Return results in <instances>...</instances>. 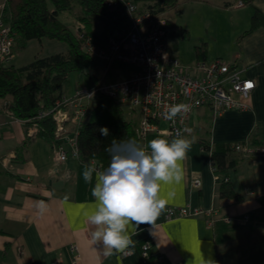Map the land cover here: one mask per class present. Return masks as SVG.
Wrapping results in <instances>:
<instances>
[{
  "label": "crops",
  "instance_id": "0c3cea01",
  "mask_svg": "<svg viewBox=\"0 0 264 264\" xmlns=\"http://www.w3.org/2000/svg\"><path fill=\"white\" fill-rule=\"evenodd\" d=\"M205 1L224 12L248 6L243 8L248 17L242 25L245 28L237 29L238 22L233 24L236 34L231 49L210 52L205 49L204 56L197 59L236 61L243 74L256 83L250 97L251 107L245 111L227 110L215 117L207 107L191 113L189 128L194 129L197 139L187 158L180 162L182 178L178 183L162 184L160 196L166 206L154 226L141 224L136 229L132 255L105 258L99 250L101 246L92 245L90 232L93 229L87 223V215L95 210V198L91 195L95 176L91 184L85 183L84 165L73 156L58 164L55 171L52 144L37 136L36 126L27 127L25 121L7 111L5 102L10 101V96L0 98V264H69L71 244L77 245L82 264H205L209 260L216 264H264V223L253 219L264 213L258 200L264 195V158L229 151L234 165L225 174L242 197H219V182L213 177L208 147L223 142L264 145V23L250 29L254 9L264 14V0H252L251 4L242 6L235 5L237 0ZM138 3L140 8L146 6L144 1ZM79 11V4L73 1L71 9L60 11L57 18L76 33ZM86 28L99 47L105 46L112 32L98 20ZM168 50L174 54L170 48ZM91 56L95 66L89 70L92 76L89 79L92 83L105 80L110 61L99 53ZM111 61L126 71L120 79L127 78L135 69L130 63ZM64 93L67 94L65 89ZM132 115L131 121L136 124L138 116L133 111ZM156 138L171 140L173 137L150 132L136 142L147 146ZM193 171L200 173L198 187L191 184ZM58 178L62 183L54 187L49 181ZM41 200L48 205V210L38 215L35 203ZM181 205L215 209L219 218L247 213L249 220L231 225L217 219L212 226H207L203 216L164 217L167 207ZM146 241L151 244L147 259L141 254V245Z\"/></svg>",
  "mask_w": 264,
  "mask_h": 264
},
{
  "label": "built area",
  "instance_id": "2783aa9c",
  "mask_svg": "<svg viewBox=\"0 0 264 264\" xmlns=\"http://www.w3.org/2000/svg\"><path fill=\"white\" fill-rule=\"evenodd\" d=\"M138 2L141 1L104 0L108 8L122 4L127 14L126 27L114 29L106 38L104 47L93 42L92 36L85 31L83 22L77 24L76 36L84 51L90 55L99 53L107 62L117 60L130 63L135 69L125 79L99 81L90 89L73 95L64 94L55 100L52 107L39 114H49L54 124L51 150L56 164L55 171L58 164L69 156L79 159L78 128L85 116L88 100L97 93L127 105L136 113L138 119L134 125V133L138 141H142L150 132L174 137L177 130L189 128L191 113L200 107H207L213 117L220 116L227 110L245 111L251 107L250 97L256 83L253 78L243 74V69L236 61L227 62L215 58L183 63L167 48V17L163 12H154L148 6L140 8ZM235 5L242 4L237 2ZM14 55L15 33L8 19L7 0H0V65L9 64ZM177 103L190 105V111L178 116L175 121L166 120L163 116L164 107ZM5 105L7 106L6 102ZM229 145L232 151L264 158V145L249 142H231ZM87 163L100 169L94 159ZM212 168L216 182L222 178L228 179L214 166ZM190 180L193 186L198 187L201 183L200 173L193 171ZM189 216H203L207 226H212L217 219L238 224L249 220L247 213L239 217L224 215L219 218L215 209L193 208L188 205L167 207L164 212L166 219ZM150 247L149 241L141 245V254L145 259L149 257ZM70 250L72 258L69 264H82L77 245L71 244Z\"/></svg>",
  "mask_w": 264,
  "mask_h": 264
},
{
  "label": "trees",
  "instance_id": "16d2710c",
  "mask_svg": "<svg viewBox=\"0 0 264 264\" xmlns=\"http://www.w3.org/2000/svg\"><path fill=\"white\" fill-rule=\"evenodd\" d=\"M76 1L80 6L77 19L89 27L95 20L102 21L113 31L126 27L127 14L125 7L118 4L108 8L104 0H7V14L12 30L15 33V45L24 47L31 39H57L66 42L65 52H56L47 56L35 57L29 63L15 66L12 63L0 65V98L10 96L7 109L11 114L25 121L27 127L35 124L36 134L50 144L53 143L54 124L49 114H39L52 107L55 100L62 97L64 83L71 72L92 76L89 70L94 66L92 56L83 50L80 40L57 15L60 11L70 10ZM144 1L154 12H164L175 7L178 0H137ZM242 5L251 4L252 0H237ZM236 2V3H237ZM228 4L229 3H225ZM241 5V6H242ZM264 23V14L254 9L251 28ZM249 29V30H250ZM205 48L198 50L197 57H203ZM134 122L125 118L123 105L104 94L97 93L87 103V110L77 134V148L81 165L94 159L100 169L108 166L110 156L105 148L113 139L132 140L136 142ZM107 127L109 135L102 136L99 129ZM230 142L208 145L212 165L222 175L234 165L229 158ZM211 146V147H210ZM217 193L219 197L240 199L241 194L235 192L229 179L219 181ZM264 208V195L258 198ZM258 223H264V213L253 216ZM236 225L237 223H228Z\"/></svg>",
  "mask_w": 264,
  "mask_h": 264
},
{
  "label": "clouds",
  "instance_id": "9594fccd",
  "mask_svg": "<svg viewBox=\"0 0 264 264\" xmlns=\"http://www.w3.org/2000/svg\"><path fill=\"white\" fill-rule=\"evenodd\" d=\"M189 111L190 105L186 103L171 104L164 107L163 116L175 121ZM99 131L102 136L109 135L107 127ZM196 139L194 129L188 127L177 130L171 140L156 138L147 146L132 140L113 139L105 148L110 156L107 167L98 169L91 163L84 165V182L91 184L95 176L91 190L95 210L87 215V223L93 229L90 241L94 246H101L103 257L133 254L136 229L141 224L155 225L166 206L160 196L161 186L181 180L180 162L187 158ZM35 208L38 215H43L48 205L41 200L35 203ZM205 264L216 262L209 260Z\"/></svg>",
  "mask_w": 264,
  "mask_h": 264
},
{
  "label": "rangeland",
  "instance_id": "374dc122",
  "mask_svg": "<svg viewBox=\"0 0 264 264\" xmlns=\"http://www.w3.org/2000/svg\"><path fill=\"white\" fill-rule=\"evenodd\" d=\"M246 7L248 6L243 8ZM243 8L239 11L229 9L224 12L220 9H214L211 3L206 4L205 0H178L177 6L163 12L168 19L166 44L185 64L196 61L198 50L201 48H205L209 52L217 49H227L228 51L235 42L236 30L235 27L233 28V24L238 22L240 27L238 25L237 29H242L245 28L242 26L244 20H248L244 14L247 10ZM66 50L67 44L62 40L31 39L25 44V47L15 46L16 56L10 63L15 66H22L32 61L36 56H47ZM112 62L110 61L107 65V74L103 81L120 79L126 75V71L121 70L119 64ZM118 69L119 71H117ZM97 82L99 81L92 83V80L84 73L71 72L64 83V89L67 93L65 95L90 89ZM123 111L125 118L129 120L133 118L132 111L127 105H123Z\"/></svg>",
  "mask_w": 264,
  "mask_h": 264
},
{
  "label": "water",
  "instance_id": "95a60500",
  "mask_svg": "<svg viewBox=\"0 0 264 264\" xmlns=\"http://www.w3.org/2000/svg\"><path fill=\"white\" fill-rule=\"evenodd\" d=\"M49 182L55 187V186L61 184V183H62V180L58 178V179H55L54 181H52V180L50 179Z\"/></svg>",
  "mask_w": 264,
  "mask_h": 264
},
{
  "label": "snow or ice",
  "instance_id": "6c2138e0",
  "mask_svg": "<svg viewBox=\"0 0 264 264\" xmlns=\"http://www.w3.org/2000/svg\"><path fill=\"white\" fill-rule=\"evenodd\" d=\"M249 87H251V85H249Z\"/></svg>",
  "mask_w": 264,
  "mask_h": 264
}]
</instances>
